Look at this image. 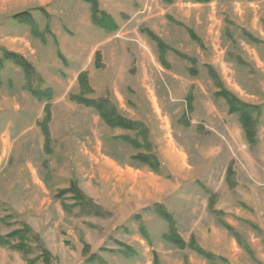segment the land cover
I'll return each mask as SVG.
<instances>
[{
  "label": "rangeland",
  "instance_id": "1",
  "mask_svg": "<svg viewBox=\"0 0 264 264\" xmlns=\"http://www.w3.org/2000/svg\"><path fill=\"white\" fill-rule=\"evenodd\" d=\"M92 1L0 0V58L33 66L0 64V235L22 234L0 264H211L164 239L159 204L217 264H264V0ZM222 90L259 107L256 143ZM81 93L144 123L160 172Z\"/></svg>",
  "mask_w": 264,
  "mask_h": 264
},
{
  "label": "trees",
  "instance_id": "2",
  "mask_svg": "<svg viewBox=\"0 0 264 264\" xmlns=\"http://www.w3.org/2000/svg\"><path fill=\"white\" fill-rule=\"evenodd\" d=\"M89 1H91V3L94 5L95 2H93L92 0H89ZM194 1L207 2L208 0H194ZM14 17L19 22L28 24L34 33L37 32L38 25L35 19L33 18L31 12L24 11V12L16 14ZM92 18L95 23L99 25H103L106 30H109L111 25H113L109 15L105 13L104 11L99 12L95 6L93 7ZM106 19H109V23L105 21ZM191 36L195 38V35L192 31H191ZM159 45L164 50L166 49V45L162 41H159ZM2 60L13 62L14 64L20 66L26 73H31L33 71L32 64L25 57H23L22 55L18 53L6 51L4 52L3 57L0 58L1 65H2ZM189 71L192 73L198 72L196 71L194 67L189 68ZM212 77L214 79H217V76L215 74ZM79 82H80V86L83 92L92 90V89H89L90 87H89V82H88V75L86 73L80 74ZM32 93L33 95L40 98L39 91L33 89ZM219 94H222L225 96L228 106L230 108V111L236 112L239 115V120L245 132L247 140L250 143H253V144L256 143L257 134H258V120L254 116V112H256L259 107L241 101L235 95H233L227 90H222V92ZM71 98L86 106H91L95 108L98 111V114L100 115L101 119L110 128H113V129L121 128L125 130L134 131L135 136H130V135L121 136V138L124 140L125 143H127L129 146H131V148L137 151L136 154L132 156V159L141 165L148 166L150 169H152L155 172H160L161 162L158 159V157L154 153L151 152L152 143L149 138V129L145 126L144 123L139 122V121L130 120L122 116L118 112L116 105L112 104L111 102L109 103L107 99H100V100L91 99L90 100V99H86L84 97V94L82 93L78 95H72ZM47 107H48V104L46 108ZM47 111H48V108H47ZM49 116L50 114L47 112V121L43 122L44 128L47 125ZM45 130L47 132V128L44 129V131ZM47 138L50 139V136L48 135ZM79 199L81 203L83 204L84 194L82 193L79 194ZM156 211L160 215V217L165 219L170 224V230L168 231V233L164 235V239L167 242L171 243L172 245H174L175 247L179 249H185V248L192 249L195 252H197L199 255L207 259L211 264H217L216 263L217 258L213 255V253L208 252L205 249L201 248L198 245L194 236L191 237L189 241H186L181 236V234L177 230L175 217L171 213H169L168 210H166V208H164L162 204H159L156 206ZM225 226H227V228L230 230L231 227L229 225H225ZM144 228H145L144 226H141V233L143 234L145 238H147V233ZM20 234L21 232L16 231V232L8 234L7 236L0 235V244L10 245V243H12V240L15 237H19V236L22 237V234L21 235ZM121 246L123 245L121 244ZM129 251H131L130 247L124 245V252L128 253ZM154 254L156 258L157 253L155 252Z\"/></svg>",
  "mask_w": 264,
  "mask_h": 264
}]
</instances>
